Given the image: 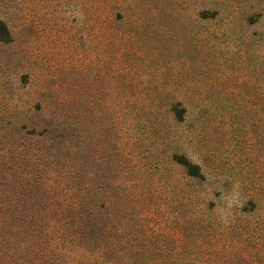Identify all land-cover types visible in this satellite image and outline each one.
<instances>
[{
  "label": "rangeland",
  "instance_id": "1",
  "mask_svg": "<svg viewBox=\"0 0 264 264\" xmlns=\"http://www.w3.org/2000/svg\"><path fill=\"white\" fill-rule=\"evenodd\" d=\"M0 264H264V0H0Z\"/></svg>",
  "mask_w": 264,
  "mask_h": 264
}]
</instances>
